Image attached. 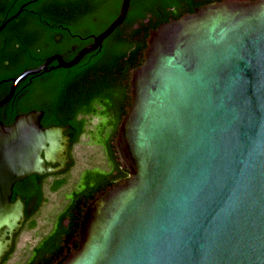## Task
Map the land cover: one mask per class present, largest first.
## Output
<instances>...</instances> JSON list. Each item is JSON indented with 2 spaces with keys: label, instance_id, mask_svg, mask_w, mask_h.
<instances>
[{
  "label": "water",
  "instance_id": "95a60500",
  "mask_svg": "<svg viewBox=\"0 0 264 264\" xmlns=\"http://www.w3.org/2000/svg\"><path fill=\"white\" fill-rule=\"evenodd\" d=\"M38 70L14 78L0 106ZM129 88L114 138L129 177L87 203L60 264H264V0L211 1L159 23ZM42 116L0 121V261L25 217L14 184L68 163V125Z\"/></svg>",
  "mask_w": 264,
  "mask_h": 264
},
{
  "label": "trees",
  "instance_id": "16d2710c",
  "mask_svg": "<svg viewBox=\"0 0 264 264\" xmlns=\"http://www.w3.org/2000/svg\"><path fill=\"white\" fill-rule=\"evenodd\" d=\"M29 1L31 0H1L0 14L6 13L14 3L17 8L19 4ZM112 1L114 13H109L110 17L105 25L116 16L122 0ZM198 1L130 0L124 21L105 38L101 53L91 60V66L85 71L88 84L74 82L73 76L63 71L50 82L51 85L55 83L51 88L56 90L55 93H51L49 108L43 107L44 124L70 123L69 132L74 143L78 140L84 125V120L75 119L78 110L83 109L86 113L99 112L104 115L107 119L105 124L98 128V133L111 169L108 172L88 170L84 174L82 188L72 192L71 202L60 214L57 226L35 247L30 261L26 264H60L78 246L79 224L87 203L106 187L129 177V172L118 161L114 138L118 124L130 104V72L143 60L149 30L161 22L192 12L195 7L208 2ZM38 5L37 2L32 3L29 8H33L38 14L46 13L40 10ZM82 73L84 70L77 72V74ZM108 127H110L109 131H107ZM36 179L39 178L33 179L31 186L27 183L25 188H18V191L26 194L30 191L36 192L39 196L35 205L37 209L44 198L41 189L42 178L40 184L36 183ZM61 183V180H58L52 184V187L57 188ZM64 219H67V223L63 225Z\"/></svg>",
  "mask_w": 264,
  "mask_h": 264
},
{
  "label": "flooded vegetation",
  "instance_id": "af4514ba",
  "mask_svg": "<svg viewBox=\"0 0 264 264\" xmlns=\"http://www.w3.org/2000/svg\"><path fill=\"white\" fill-rule=\"evenodd\" d=\"M36 2L39 4L40 10H44L46 13L38 14L35 13L36 10L29 8L32 3ZM112 2V0H31L19 4L17 8L14 3L6 13L0 14V100L9 94L13 79L20 73L25 70L39 69L36 73L26 75L14 85L11 97L0 106V121L2 123L10 125L17 114L35 109L43 110L42 126L56 125H45L42 120L45 115L44 108H49L51 104V93H55L56 90L51 88L55 83L51 85L50 82L63 71L71 74L74 82L88 84L89 80H87L85 71L91 66V60L101 53L105 39L96 48L84 50L93 44L94 37L117 16L121 3L116 16L105 25L110 17L109 13H114ZM73 60L76 61L68 66L63 65ZM80 70H84V73L77 74ZM90 116L99 118L98 128L102 127L107 119L99 112L86 113L83 109L78 110L75 119L77 121L84 120L81 134L85 131L87 119ZM67 125L68 128L64 134L70 136V143L67 151L68 163L65 168L51 173L43 172L41 175H29L13 186L11 200L19 197L25 203V217L21 227L12 234L11 248L4 254L0 264L5 256L14 249L20 230L36 215L42 205L35 208L39 197L36 192L30 191L26 194L23 191H18V188L23 189L27 185L31 186V181L35 178H39L36 179V183L40 184V178H42L41 189L44 198L45 179L48 176L64 173L72 164V149L79 141L81 134L78 140L72 143L69 132L71 124L65 123L60 126ZM109 129L110 127L107 128V131ZM71 197L72 192L68 203L56 214L54 228L57 226L60 214L70 204ZM62 223L66 224L67 219H64ZM4 238H8V235L2 229L0 230V240Z\"/></svg>",
  "mask_w": 264,
  "mask_h": 264
},
{
  "label": "rangeland",
  "instance_id": "374dc122",
  "mask_svg": "<svg viewBox=\"0 0 264 264\" xmlns=\"http://www.w3.org/2000/svg\"><path fill=\"white\" fill-rule=\"evenodd\" d=\"M85 131L73 146L71 166L62 174L48 176L43 185L44 202L35 216L23 226L17 235L14 249L1 264H26L35 247L52 232L56 214L68 203L71 192L83 186L84 174L88 171L108 172L111 164L99 139V118L90 116ZM61 180V185L52 184Z\"/></svg>",
  "mask_w": 264,
  "mask_h": 264
}]
</instances>
